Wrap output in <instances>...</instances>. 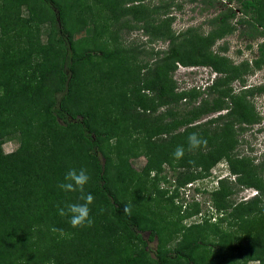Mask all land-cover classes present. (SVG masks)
I'll return each instance as SVG.
<instances>
[{
	"label": "trees",
	"instance_id": "1",
	"mask_svg": "<svg viewBox=\"0 0 264 264\" xmlns=\"http://www.w3.org/2000/svg\"><path fill=\"white\" fill-rule=\"evenodd\" d=\"M138 1L140 2L138 9L137 5H134L130 9L119 11L122 13L129 11L135 15L137 13L139 17H142V22L149 26V29L142 26L145 33L154 37L160 36L167 41L164 50L154 51V55L161 54L162 57L160 61H156L152 71L155 73L159 70L163 71L160 69L161 65H166L170 69L176 62L186 66L201 64L212 59L211 56L205 55L204 51H199V47L187 46L186 43L189 41L184 36L190 34L191 29L175 35L165 33L164 30L167 27L162 28L161 25L151 24L150 14L145 15V11L150 9L141 4L143 0ZM116 3L117 0L108 3V7L112 5L113 11ZM260 3H262L261 0H241L240 8L243 14H247V11L254 12ZM96 4V0H0L1 35H7V30L12 28L11 12L17 18L19 8L25 6L28 16L24 22H30L34 31L24 35L25 32L20 27L21 29L17 32L18 37L22 34L25 37L23 59L26 62L31 57L39 58L40 62L34 66L41 65L42 68L39 67L41 78L54 76L57 81L46 100L36 101L35 92H28V89L21 87L22 84L15 74L10 75L12 66L7 65L5 69H2L5 63L0 64V81H2L0 82V140L10 132L19 133V144L14 152L2 155L0 151V236L7 231L19 233L20 221L26 224L25 233L20 231V240H17V244L15 243L11 250L5 252L0 244V264H9L12 255L19 257V260L13 264H49L51 260H54L55 264H204L197 253L199 250L208 249L230 252L240 259L242 264L257 260L260 264H264V254L259 253L261 247H264V237L252 231H247L239 244L232 245L221 241L206 243L203 242L201 235L207 226L196 225L193 227L196 228L195 236L190 235L177 241L171 249L162 248L164 241L162 230L160 231V227L156 226L154 219L148 218L145 207H142L136 198L138 195L132 197L127 194V190H131L129 186L133 189L134 186L142 188L145 180L144 178L135 180L132 184L130 182L132 178L121 171V165L126 162L127 155L129 158H135L137 153L134 151H128L127 155L119 153L116 155L119 160L114 162L108 155L106 147L110 140L115 139V148L119 151L118 146L122 147L124 143V140L120 138L129 137L128 131L133 129L132 132L135 134L143 133L146 136V143L152 145L151 149L158 147L161 150L156 154L149 151L145 155V171L154 174V177L148 181L156 183L158 174L161 172V165L168 164L173 170L181 171L174 182L177 186L202 178L200 172H204V176L214 163L224 159L234 180L246 189L255 190V194L249 200L241 203L240 206L233 207L228 214L231 216L241 213L242 216L253 214L264 218V207L261 205L264 203V179L262 178L264 160L253 164L247 156L237 157L233 152L237 143L234 137L235 129L253 119L251 106H248L244 99L245 94L251 93L244 92L237 96L230 94L229 89L218 90V96L212 98L210 104L203 100L193 111H187L184 117H179L178 113L173 111L175 105L162 113L154 114L156 107L160 104L168 105V102L162 99L161 91L155 93L156 96L153 99L138 95L136 100L139 102H130L126 107H120L124 110L115 118L112 117L114 109L107 110L108 105L119 99L121 106L125 100V93L115 95L113 92L109 98V104L103 110L95 107L93 113L89 112L80 104L75 105L77 98L74 102L76 109L70 110L69 105L73 99L72 88L80 76V71L93 72L92 69L97 66L95 60L108 56L97 51L95 47H91L87 40H73L75 34L93 24L95 16L93 9ZM105 14L106 19L113 15L107 11ZM222 16L225 15L212 18L210 23H224ZM139 17L136 16V18ZM240 17L243 19L242 15ZM254 20L255 23L245 22L249 23L250 28L253 27V34L264 36V22L256 18ZM5 27H7L6 30ZM41 27H45L43 29L45 43L43 44L39 41ZM257 28L263 30L257 31ZM203 54L207 60L205 58L203 60ZM20 59L15 62L19 63ZM212 61L210 63L215 71L224 72V77L227 79H230L231 75L234 76V68H227V65L224 67V64L220 65L215 60ZM208 63L207 61L204 64ZM251 63L257 68L264 66V40L259 43L257 56ZM7 69L10 72H7ZM150 73L153 72L149 71V76ZM111 74L104 71L101 75L110 77ZM7 78H12L13 83H9ZM222 79L213 77L206 92L216 91L215 88L223 84ZM145 87L150 90L153 88L149 85ZM162 87L164 91L169 88L168 84ZM262 90L264 89L259 87L256 92ZM195 93L192 90L182 93L185 94L183 98L178 95L170 96L169 103L175 102L174 98L189 101L193 99ZM139 106L141 110L137 111L136 108ZM220 110L225 112L204 123L193 124L192 122L195 116ZM145 112H147L146 115ZM165 117L170 120L164 121ZM116 122L117 127L114 129L113 124ZM181 126H184L182 132L173 136L183 138L187 151H189L187 138L192 133L199 134L206 139L207 143L197 149L196 154L187 152L177 161L173 158L174 151L170 150L169 142L172 131ZM50 135L58 136L61 142L50 144L48 140L54 138ZM162 143H165L168 149L163 150ZM189 161H195V164ZM72 168L77 170L84 168L90 177L85 186V193H91L94 196V201L89 206L90 217L93 220L91 227L72 228L69 223L70 216H60L58 212L59 208L66 209L68 204L83 203L79 199V192L67 193L58 187L64 181L68 170ZM197 169L199 171H196ZM150 182H148L149 185ZM155 183L151 184L153 189L151 191L149 189V195L156 193ZM17 185L24 189L20 198L22 202L20 205L15 204L14 208H9L6 213L2 201L5 199L10 203ZM13 186L14 190H12ZM146 187L148 185L145 184ZM216 192L218 193L219 190ZM125 206L131 209L130 214L124 213ZM226 208V206L217 207L218 211L223 210V212H226ZM194 213L195 211L189 210L183 214V217H191ZM10 214L15 215L12 217ZM238 217H234V220L237 221ZM52 227L62 229L64 235L51 232ZM71 233H74L75 237L68 242L63 236L66 237ZM142 233L148 234L146 240L143 239ZM21 234H25L27 238H33L36 234V239L27 244L22 242L24 235ZM97 236L110 239V242L113 240L115 244L113 247H121L120 251L111 250L112 246L104 245V241L99 244ZM153 239H156L157 243L149 255V251L145 248L147 242ZM121 241L123 243H120ZM93 243L95 247L92 246ZM89 251L93 253L92 258ZM96 254H99V259H96Z\"/></svg>",
	"mask_w": 264,
	"mask_h": 264
},
{
	"label": "rangeland",
	"instance_id": "2",
	"mask_svg": "<svg viewBox=\"0 0 264 264\" xmlns=\"http://www.w3.org/2000/svg\"><path fill=\"white\" fill-rule=\"evenodd\" d=\"M114 1L105 0L104 4V0H96L97 4L93 9L95 12L93 24L88 25L84 30L73 36L74 41L87 40L91 47H95L97 51L108 54V56L95 60L97 66L92 69L93 72L80 71V76L72 88L73 99L69 105L70 110L76 109L75 105L78 106L79 104L82 108L88 109L92 113L95 107L103 110L109 104L111 95H120L119 93L122 95L125 93V100L121 106L119 99L108 105L107 110L114 109L112 117L115 118L124 110L120 107H126L130 102L135 103L137 101L138 103L139 101L136 100L138 95L153 99L161 91L162 99L168 102V105L160 104V106L156 107L154 114L162 113L165 109H170L172 105H175L173 111H176L179 117H184L187 111H193L203 100L210 104L212 98L218 96V90L229 89L230 94L237 96L244 92H250L251 94H245L244 99L247 105L251 106L253 119L251 118L249 123L240 125V127L235 129L234 137L237 143L233 152L237 157L247 156L253 164L264 160V90L256 92L259 87L264 89V66L261 65L257 68L251 63L257 56V47L264 40V36L253 34V27L250 28L249 23L245 22L255 23V18L264 22V0H261L262 3L256 6L254 12L247 11V14H243L241 11V0H143L141 2L143 6L150 9L145 11V15L150 14L151 16L150 23L154 26L161 25L162 28L166 26L165 33L169 32L175 35L182 33L186 29H191V33L184 36L189 41L186 43L188 44L187 46L194 45L199 47V51H204L205 55L211 56L212 59L209 61L203 54V60L206 59L209 63L215 60L217 64H224V67L227 65V68H234V76L231 75L230 79L224 77V72L218 73L215 71L211 63L210 65L209 63L204 64L207 61L186 66L176 62L173 68L169 69L168 66L161 65L160 69H163V71L159 70L156 73L152 71L157 63L156 61H160L162 57L161 54L154 55L153 53L157 50H164L167 41L161 39L160 36L154 37L145 33L142 26L146 25L142 22V17H139L137 13L135 15V13L131 14L129 11L125 13L119 11L130 9L134 5H137L138 9L140 6L138 0H117L116 8L112 11V5L108 7V3H113ZM158 6L159 8L157 9ZM106 11L112 13V17L106 19L104 17ZM221 15H225L222 16L224 23H210L212 18H219ZM240 15L243 16V19ZM27 16L28 13L25 6H21L19 14L17 13V18L11 12V22H9L12 24V28L7 30L8 34L2 36L0 31V64L5 63L2 69H5L7 65H11L12 72L10 75L15 74L22 84L21 87L28 89V92H35L34 98L36 101H43L47 99L50 90L56 86L57 81L54 76H48L45 79L41 78L39 75L40 68H42L41 65L38 67L34 66L40 62L39 58L31 57L26 62L23 59L22 51L25 37L23 34L18 37L19 34L17 32L21 29L20 27L25 32L24 35H29L31 31H34V27L31 26L30 22H24ZM136 16L139 18H136ZM254 25L257 26L256 24ZM146 27L149 29V26ZM6 29L7 27H5ZM43 29L45 27H41L39 36L41 44L45 43ZM262 30L257 28V31ZM19 59L21 61L16 63L15 61ZM104 71L112 74L110 77L103 76L101 74ZM149 71L153 72L150 73V76L148 74ZM7 72L10 71L7 69ZM213 77L223 78V84L218 85L215 88L216 91L212 93L211 91L206 92ZM7 80L9 83H13L12 78H7ZM166 84H168L169 88L164 91L162 86ZM147 85L153 86V88L150 90L145 87ZM112 88L113 91H111ZM191 90L196 92L193 99L184 101V99L177 100L174 98L176 101L169 103L168 98L170 96L176 97L175 95H178L183 98L185 94L182 93H188ZM76 98V104L74 105ZM171 100L173 101V99ZM136 110L140 111V106ZM224 112L225 110H220L207 112L202 115L197 114L198 116H195L192 122L193 124L204 123L206 120L213 119ZM169 120L170 118H164V121ZM116 125L117 122L113 124L114 129H116ZM184 126L172 131V135H170L171 141L169 142L170 150L174 151L177 146H183L185 149L184 154L191 152L194 155L198 152L197 149L187 151L183 138L173 136L182 132ZM132 130L128 131L129 137L120 138V140H124L122 147L118 146L120 152L115 148L116 140L112 139L106 146L107 153L114 162L119 160L116 157L119 153L125 155L128 154V151L137 153L135 158H129L127 155L126 162L122 165L120 163L121 171L132 178L130 181L132 184L135 180H141L142 178L145 180L142 188L134 186L133 189L129 186L131 190H127V194L132 197L138 195L136 198L142 207H145L144 210L148 214V218L154 219L156 226L160 227V231L162 230V238H164L162 248L171 249L177 241L183 240L190 235L195 236L196 228L193 227L196 225L207 226L201 235L203 242L206 243L221 241L229 242L232 245L239 244L247 231L259 233L264 237V218L253 214L242 216L241 213L236 215L239 216L236 221L234 220L236 216L228 214L233 207L240 206L241 203L249 200L255 194V190L246 189L244 186L239 185L234 180V176L231 175L224 159H219L214 163L204 176V172H200V177L202 178L195 179L181 186H177L174 183L181 171H175L168 164H162L156 183L150 182L148 180H151L150 178L154 177V174L153 172L147 173L145 171V155L149 151L156 154V152L161 150L158 147L151 149L152 145L145 141L146 136L143 133L135 134ZM50 136L54 137L48 140L50 144L61 142L57 138L58 136ZM182 142L183 144H181ZM18 144V132L6 134L0 140L1 154L8 155L14 152ZM162 144L163 150L168 149L165 143ZM196 171H199V169ZM262 174L264 179V169ZM148 182H150V185ZM154 183L157 189L156 193H150L149 195L148 191L153 189L151 184ZM8 184L11 186L10 182ZM145 184L148 187L145 188ZM15 187L16 190H14V186L12 187L14 192L10 203L5 199L2 201L6 213L9 208H14L15 204L20 205L22 202L20 198H22L21 194H23L24 189L19 185ZM138 189L141 190L139 191ZM218 190L219 192L217 193L216 191ZM11 202L14 203L11 204ZM261 205L264 207V203H261ZM224 206L227 207L226 212H223V210L218 211L217 207ZM189 210L195 211L194 215L184 218L183 214ZM15 214L10 215L13 217ZM19 226L21 233L26 231L24 222L20 221ZM10 232H3L4 235L0 236V244L5 252L11 250L15 243L17 244V240H20L18 232ZM21 235H24L22 242L27 244L34 242L36 239V234H34L33 238H27L25 234ZM147 235V233H142L144 240H146ZM100 236H97L99 244L104 241V245L112 246L111 250L120 251L121 247H113V245L115 246L113 240L110 242V239H103ZM74 237V233L67 234L66 237L63 236L68 242ZM120 243L123 242L121 241ZM156 243V239L147 242L145 249L149 251V255L154 250ZM92 246L95 247V243ZM259 253L264 254V247H261ZM197 254L204 261V264H242L240 259H237L234 254L217 249L199 250ZM89 255L90 258L93 257L91 251H89ZM96 259H99V254H96ZM17 260H19V257L12 255L9 264H13ZM254 262L251 261L247 264H254Z\"/></svg>",
	"mask_w": 264,
	"mask_h": 264
},
{
	"label": "clouds",
	"instance_id": "3",
	"mask_svg": "<svg viewBox=\"0 0 264 264\" xmlns=\"http://www.w3.org/2000/svg\"><path fill=\"white\" fill-rule=\"evenodd\" d=\"M114 142V141H113ZM189 150L199 149L201 146L206 145V139L199 136L197 133H192L187 138ZM184 147L177 146L173 152V158L179 161L184 156ZM191 164H195V161H189ZM89 175L87 170L81 168L79 170L72 168L69 169L66 175L64 176V181L61 182L58 187L67 193L79 192V199L83 203L77 204H68L65 208H59L58 212L60 216H70V225L72 228H83L91 227L93 220L90 217V205L94 201V196L91 193H85V186L89 182ZM131 209L127 206L124 207V213L130 214ZM50 231L53 233L59 232L60 235H64L62 229H57L55 227L50 228ZM49 264H55L54 260L49 261ZM254 264H260V261H255Z\"/></svg>",
	"mask_w": 264,
	"mask_h": 264
}]
</instances>
